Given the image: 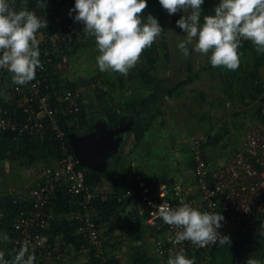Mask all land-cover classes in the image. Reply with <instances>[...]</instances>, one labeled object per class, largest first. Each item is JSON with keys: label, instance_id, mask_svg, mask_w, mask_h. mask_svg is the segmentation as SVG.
Here are the masks:
<instances>
[{"label": "built area", "instance_id": "2783aa9c", "mask_svg": "<svg viewBox=\"0 0 264 264\" xmlns=\"http://www.w3.org/2000/svg\"><path fill=\"white\" fill-rule=\"evenodd\" d=\"M30 1L44 6V12L27 8ZM71 1L94 9L104 7L102 0H0V76L6 71L18 73L16 77L10 74L12 89L0 91V101L8 104L7 107L0 104V132L11 130L18 136L50 143L49 152L56 155L51 156L50 163L31 169L32 184L22 192L26 203L18 206L10 222L1 220L0 209V264H38L64 257L71 243L60 237L50 242L43 233L61 218L47 210L60 191L75 200L77 206L64 217L86 239L88 256L97 259L98 264H110L101 229L94 218L97 194L86 182L85 168L71 150L69 132L60 124L66 118V126H79L82 89L77 85L51 92L55 85L53 77L43 75L48 64H52V57L67 44L65 33L55 35L45 31L44 18L59 23ZM253 1L255 13L227 21L208 32L210 38L224 45L252 40L264 43V0ZM57 5L59 13L54 9ZM22 25L33 29L28 39L39 48L42 57L39 62L33 60L35 56H27L31 46L15 49L9 39ZM73 28L74 25H67V29ZM181 31L195 36L202 33L190 12L183 19ZM10 113H22V116L13 117ZM240 141L224 162L212 164L205 158L200 141L191 140L192 186L155 183L143 175L134 176L132 186L118 200L133 196L148 208L146 224L164 233L163 238L155 241L158 256L186 264L198 254L207 257L230 234H234L230 242L234 250L241 251L244 246L249 252L251 240L241 244L236 241L239 234H264V124L246 125ZM16 195L20 196H13ZM102 199L107 200V194Z\"/></svg>", "mask_w": 264, "mask_h": 264}, {"label": "crops", "instance_id": "0c3cea01", "mask_svg": "<svg viewBox=\"0 0 264 264\" xmlns=\"http://www.w3.org/2000/svg\"><path fill=\"white\" fill-rule=\"evenodd\" d=\"M197 1L198 0L194 1L193 7ZM236 2L238 1H231L229 10L224 6L223 12L219 11L221 12L219 20L222 21L223 19L222 23L230 17V12L235 9V7L237 8L239 6L236 5ZM208 7L210 9V17L205 23L207 24L205 26L207 31L202 32L200 35H189L176 27L177 23L173 17L174 13H184L179 11L177 4L173 6V3L172 15L168 17L167 12L165 14L163 31L157 33L152 29V31L145 32L149 35H154L155 45L159 47L158 52L156 51L159 55V61H155L152 66L148 63L146 66H143L139 72L136 71L128 75V94H126V90L123 88L127 80V75L126 79L123 80V69L120 66L115 68L118 77H116L117 79H112L111 87L114 89V86H117L115 88L117 96H114V93L111 98L113 101H115V99L119 101L120 107L116 109L117 113L111 114L112 117L113 115L117 117L118 124L119 119L123 120L126 128L123 132V139L116 152L111 158L106 160V168L104 171L111 172L109 173L110 175L114 172L117 183L121 189L131 187L136 174L143 175L155 183H180L182 185L192 186L194 184V177L192 174V166H190V155L182 156L184 158V163H177L178 159L176 157L179 156V153L175 148L180 149L181 145L189 147L193 139H198L199 141L210 139L214 131L218 130L220 122L216 117H218L220 113H254L256 106L253 101L250 100L248 79L246 76H241V73L239 74V69L243 67L247 70L254 67V60L257 57V52L253 49H226L220 46V44L216 45L209 36L208 32L211 31L207 26L211 28L213 25L214 27L216 26V21L219 23V20H215L211 17V11L214 12L217 8L214 6V10H212V5L210 3ZM227 11H229V13ZM103 17L101 14L92 12V20L90 19L89 24L92 23L96 27H103V30L106 29L108 25L113 24V21L109 20L106 22L105 18L103 20ZM221 24H218L216 27H219ZM129 26V22L125 20L121 21L119 24L120 31L125 32L124 28L126 27L129 29ZM141 35V32H139V35H137L136 32L131 33L127 38L118 42L117 47L114 49L109 41L98 42L105 48L108 46L110 50L113 49L115 51L113 63H116L124 57L125 52L134 53L131 48L128 49L124 45L129 41L137 43V37L140 38ZM156 38H159L160 41ZM143 39H147V36L144 35ZM162 42H165V48L161 47L163 46L161 44ZM146 45L147 44L143 43V47L138 48L139 50L136 54L141 56V51ZM218 49H220V51ZM85 61H87L86 58ZM124 61L126 66L130 68L131 60L124 58ZM68 62L67 58H63L58 64V71L54 72L58 75L60 74L61 83L67 80L71 82L75 80L70 76L74 73L68 75ZM87 63L90 67L89 76H92L93 64L90 61H87ZM143 71H149L151 73L149 76L150 80H148V77L145 75L147 81L142 82ZM188 76H193V80L179 85V82ZM151 78L153 79L151 80ZM81 81V83L85 82L84 79H81ZM53 82L56 83L55 81ZM91 82L95 83L96 79ZM78 86L81 87L80 83H78ZM93 88L95 89L97 87L95 86ZM94 89L92 96L82 91L84 94L83 105H85V111L88 112L86 119L88 120L90 117L95 119L94 121L96 123L105 122L109 125L106 113H91L87 103H85L87 99L91 100V98L94 100L102 99V97H97L98 95L95 93ZM153 90L157 91V96L155 99L153 98V100H149L145 105H142L144 109L139 111L137 105L140 100L137 101L135 99L136 94L140 92L141 96H143L141 97L142 99L149 96ZM96 92L98 93L97 90ZM164 105L167 107L170 105L169 111H177L178 113H168L167 110L163 108ZM96 123H94V125ZM181 124H183L184 127H182ZM135 128L142 131L141 137H139L138 140H136L134 135ZM240 142V140L238 143L234 142V146L225 158L211 159L209 157L211 163L217 164L224 162ZM24 145L25 141L23 139L4 138L0 134V152L9 149L20 150L24 148ZM162 148H164V150H172L174 153L172 156L174 158V164L166 168L165 174L159 177L158 172L161 166H163L160 160L163 155L162 152L160 153ZM50 162L51 158L47 156L44 151L37 150L34 165L24 167L17 164L15 161L0 159V169L9 168L10 165H13L14 167L12 169L23 167L31 172L34 166ZM150 165H154L156 168L152 170ZM1 172L0 170V173ZM24 181L25 180L20 179L19 176L16 178L14 174L11 175L9 179H6V177L2 175V177H0V182L3 183V185H0V197L5 194L22 195ZM100 187L102 189L110 188L109 180L102 177ZM133 199L136 198L131 197V200L123 206L124 208L120 209L121 216L120 221L118 220L119 225L116 226L112 232L108 231V221L104 222L101 226V234L105 241L104 245L107 255L116 260L118 262L117 264H185L175 258L160 257L156 254L155 241L157 238H163L164 233H158V231L149 227L145 220H141V225L136 226L134 208L138 210L140 215L142 206L139 201H136L137 205H134ZM108 218L110 220L114 219L116 218V214L108 216ZM230 242L231 239L230 241H226L225 243L228 244V247L224 248L223 251L219 250V252L215 253L219 264H232V262H234V245ZM250 242L254 244L255 247L253 246L250 248L249 252L252 250L256 252L260 247L259 240H252ZM222 247H225V245H222ZM215 250H212L209 254ZM249 252H244L245 254H243L242 259L249 257ZM230 253L232 255V260L226 263L222 262L224 261L223 258H225L224 255L227 256ZM227 257H230V255ZM206 258V256L198 254L191 262L186 264H208L209 261H207ZM87 260V250L82 248L75 249L71 244L67 246L63 258L58 260L48 259L44 261V264H86ZM251 260L254 264H257L252 258ZM214 263L218 264L217 261Z\"/></svg>", "mask_w": 264, "mask_h": 264}, {"label": "trees", "instance_id": "16d2710c", "mask_svg": "<svg viewBox=\"0 0 264 264\" xmlns=\"http://www.w3.org/2000/svg\"><path fill=\"white\" fill-rule=\"evenodd\" d=\"M47 1V0H45ZM104 2L103 8L94 9V7L88 5V4H82L79 1H71L70 6L68 7V10H66L65 15L60 18L59 23H56L54 21H50L44 18V29L48 34H55L60 35L61 33L66 34V43L65 47L62 48V50L59 52L58 55H55L52 57V64H48L47 69L43 72V75L47 76L48 78H52L56 82L53 88H51L52 91H60L62 89H71L73 87H76L78 83H80V80L78 77H75L76 79L72 82L67 80L63 81V83L60 82V74H56L54 72H57L58 70V64L61 62V60L65 57H69L75 50L78 48L80 43L83 44H89L87 39L92 36V34L95 32L94 25L91 23L89 24V19H91L92 12H96L97 10L103 12V16L107 21H113V24L108 25V27L101 32L96 33L93 36V39L91 41V45L97 43V41H109L112 45V48H116L118 45V42H121L123 39L127 38L131 33H137L139 35V32L145 30L142 32L147 38L148 46L151 47L150 49L147 47V50H152L153 52H158L159 47L155 45L153 42L154 35H149L145 33L146 31H154L161 32L164 29V6L161 3V0H102ZM233 0H230L231 2ZM239 1V0H236ZM242 3H246L248 6L239 5L237 8L233 9L231 11V16L227 20H233V19H239L244 18L245 16L250 15L251 13H255V8L253 7V0H240ZM173 6H175L176 1L172 2ZM60 4V3H59ZM26 6L27 8H34L35 10L39 11L40 14L44 12V6L41 4H37L34 1H30ZM57 13L59 10V7L55 6L54 8ZM105 12V13H104ZM190 13L193 17L194 24L199 30V32H205L206 25L205 24L209 17H210V9L208 7V2L206 1H198L196 2L195 6L192 7L190 10ZM188 13L184 14H178L174 13V20L176 21V27L178 29H183V19L187 16ZM42 16V15H41ZM253 16V15H251ZM77 18L79 20H77ZM92 20V19H91ZM125 20L126 22H129L130 26L129 29H127L125 32L120 31L119 24L121 21ZM225 21L220 26H224L226 24ZM72 24L74 25V28L67 29V25ZM23 27H20L18 29H15L12 33V35L9 37V39L12 42V45L15 49H21L24 47L31 46L32 50L28 52V57L32 58L35 56L36 58L33 59L35 62H39L42 60L41 54L38 52L39 48L37 45L31 44L28 37L29 34L33 32V29L28 28V25H22ZM219 26V27H220ZM216 27V28H219ZM81 35V40L75 41L76 35ZM200 38V37H198ZM213 42H215L216 45L220 44V46L224 48H232V49H253L256 53V59L254 60V67H251L250 69H244L241 67L239 69V74L241 73V76H246L248 79V85H249V95L250 100L253 101L255 104L254 113L258 119L262 121L264 124V43H259L257 41H244L237 44H228L224 45L221 43L216 42L214 39H211ZM163 46L162 48H165V42L161 43ZM146 45V46H147ZM145 46V47H146ZM144 47V48H145ZM158 47V48H156ZM143 48V49H144ZM223 49V48H222ZM220 51V49H218ZM147 51V52H148ZM150 54V53H149ZM148 55V54H147ZM83 56V55H81ZM149 61L150 65L152 66L154 63L150 60L149 55ZM153 63V64H152ZM76 76V71L74 72ZM16 77L18 76V73H13L11 71H6L4 74L1 75L0 78V91H4L7 89H12L11 86V75ZM143 78L142 82L147 81L145 75L148 77V80H150L151 73L149 71H143ZM74 75V74H73ZM95 76H99L97 74H94L91 76L90 80H94ZM193 76H188L185 79H182L179 82V85L185 84L189 81L193 80ZM58 79V80H56ZM146 79V80H145ZM153 78H151L152 80ZM50 81H48L49 83ZM63 84V85H61ZM120 84V83H118ZM98 88V86H97ZM105 94L99 93V98H104L103 95ZM157 91L153 90V92L140 100V103L142 105H145L149 100L155 99L157 96ZM0 104L5 107L8 106L7 103L0 101ZM109 106H107L108 108ZM81 120L78 127L74 126H66V118H62L60 124L66 129L68 132L77 131L78 133H86L89 131H92L94 128V122L92 121V118L89 117V119H86L87 113L85 111V105L81 106ZM105 113L108 117L109 125L111 127H116L118 125L117 117L111 113H117L115 110H105ZM13 117H20L22 116V113H10ZM239 114V113H234ZM73 116H71L72 118ZM83 124V125H82ZM140 128V127H137ZM137 128L134 129V135L136 140L141 137V132ZM230 129V128H229ZM229 129L221 128L217 131H214L213 136L210 139L207 140H200L203 152H205V158L208 160L209 156L206 151V146L212 145V144H224V142H230L228 137ZM2 137L4 138H20L25 141L24 148L20 150H14L9 149L7 151H1L0 152V159L1 160H10L15 161L17 164L29 167L34 165V162L36 160V151L41 150L46 153L47 156L51 158H55L56 155L54 152L50 151L51 144L50 143H39L34 140H30L28 138L18 136L16 132L8 130V131H2L0 132ZM226 138V139H225ZM225 139V140H224ZM223 142V143H221ZM221 146V145H220ZM51 158V159H52ZM190 166L193 167V162L190 159ZM85 179L88 185L95 189L97 196L94 199L93 203V210H94V218L96 220V223L98 224L99 228L101 229V226L104 224V222H107L108 231L112 232L113 229L119 225L118 220L120 221V209L124 208L129 200H131V197H124L123 199L118 200L121 198L124 191L127 189L120 188V186L117 183L115 174H109L111 172L109 171H96V170H90L85 168ZM116 171V170H115ZM104 177L109 180L110 188H104L102 189L100 187L101 185V178ZM130 188V187H129ZM194 193V191H193ZM104 194H107L108 199L103 200L102 196ZM192 194V193H191ZM136 198V197H135ZM134 205H137L136 201L138 202L139 199H133ZM74 199H71L66 192L60 191L57 193V198L51 203L47 210L54 211L56 215L61 216L60 220L53 223L50 228L46 229L43 233L48 236V240L52 242L55 237H60L64 241L71 243L75 249H87V243L86 239L82 236L81 233H77L74 225L64 217L65 214H67L72 208L76 207V203L74 202ZM26 203L25 195H10L5 194L0 197V209L3 211L1 220H3L5 223L10 222L13 217L16 215L17 208L19 205H24ZM141 204V202L139 201ZM142 206V212L138 213V210L134 208L135 210V220H136V226L141 225V220H145L148 216V208L145 206V204H141ZM116 214V218L109 219L108 216H112ZM119 217V218H118ZM10 230V228H9ZM264 235V234H261ZM102 236V234H101ZM234 237V234L227 235L225 240H229ZM103 240V237H101ZM256 240V239H255ZM105 241L103 240V244ZM257 243V242H255ZM105 246V245H104ZM90 255V254H88ZM40 264H44L43 261L39 262ZM99 261L91 256H88V260L86 264H98ZM109 263L110 264H117L118 262L114 260L111 256H109ZM233 264H236L233 262ZM238 264H254L251 260V257H245L241 260Z\"/></svg>", "mask_w": 264, "mask_h": 264}, {"label": "rangeland", "instance_id": "374dc122", "mask_svg": "<svg viewBox=\"0 0 264 264\" xmlns=\"http://www.w3.org/2000/svg\"><path fill=\"white\" fill-rule=\"evenodd\" d=\"M173 1L174 2L176 1L175 4L178 5L180 12L189 13L193 7L194 1H196V0H161L162 5L164 6V18H165L166 12H167L168 17H170L172 15V13H173L172 12V2ZM203 1L208 2V4L210 3L212 5V7H211L212 10H214V6L217 8L216 11H214V12L211 11V17L214 18L215 20L220 19V17H221L220 15H221V12H223V10H224L223 9L224 6L227 8V10L230 9L229 8V4L231 3V2H229L230 0H203ZM236 5L248 6L245 2L241 3L240 1L236 2ZM219 11H221V12H219ZM227 12L229 13V11H227ZM96 14H101L103 17L102 11L97 10ZM230 14H231V12H230ZM229 16H231V15H229ZM103 20H104V17H103ZM89 21H90V19H89ZM222 21H223V19H222ZM222 21L219 20V23H218V21H216L217 23L215 25L217 26L218 24H221ZM212 27H214V25L211 26V28H209V26H207V28L211 32L216 29L215 27L214 28H212ZM94 28H95V32L86 41L89 44L85 45L83 43H80L78 48H76L77 50H75V52H73L71 55H69V57L68 56L65 57L69 61L68 62L69 63L68 75H70L71 73H74L76 71V76H75V73H74V77H73V75H70L72 77V79L73 78L76 79L75 77H78V78H80V81H81V79L85 80L84 83H81L82 81L80 82L83 93L86 92L88 95L92 96V92L94 89L93 87H95V86L97 87V85H98V88L94 89L95 93L97 95L99 93H102V92L105 94V96L102 94L104 97L102 99H95L94 100L91 98V100L90 99L86 100L85 103H87L91 113H102V112L105 113L106 109H108V110L112 109V110L116 111V109H118L120 107V103L116 99H115V101H116V103H115V101H113L111 98V97H113L115 90H116L115 88L117 87V86H114L115 87L114 89L111 87L112 79H117L116 77H118V74L116 73L115 68L120 66L123 69L122 72L125 73V74L123 73V76H122L123 80L126 79V75H127V80H126L123 88L126 90V94H128V90H127L128 75H130V73L133 74L136 71L139 72L140 69L143 68V66H146V64L150 63L149 55H150V60H152L151 62H153V63L155 61H159V55L157 54V52H153L152 50L148 51L147 47L149 49L151 48L148 45L141 51V56L136 54V52H138V50H139L138 48L143 47L142 46L143 43L148 44V41H149L148 38L144 40L143 39L144 34H142L140 36V38L137 37V41H138L137 43H133L132 41H129V42H126V44L124 45L128 49L131 48V50L134 51V53L133 52L132 53H126L125 52L124 57H122L123 60L120 59L118 62L113 63V61H114L113 57H114V53H115V51L113 49L110 50L108 46H106V48H108L109 50L106 49L98 41L95 44H92V45L90 44L92 39H93V36L96 33L101 32L103 30V27L101 28L100 26H97V27L94 26ZM127 29L128 28L125 27L124 31H126ZM141 33H142V31H141ZM159 37H160V35H159ZM81 38H82L81 35L78 34V35H76V38L74 40L79 41V40H81ZM156 39L158 41H160L159 38H156ZM153 42L155 43L154 40H153ZM158 43H160V42H158ZM111 52H113V53H111ZM81 55H83V56H81ZM85 58L87 61H90L93 64V66H92L93 67V69H92L93 73H91V74L92 75H94V74L99 75V76H95V79H96L95 83H97V84H95L94 82H91L89 79L91 77V76H89L90 67H89V64L87 63V61H85ZM124 58L131 60L130 68L128 66H126ZM96 90L98 91V93L96 92ZM114 96H117V94L115 93ZM141 97H143V96H141V93L139 92L136 94L135 99L137 101H139V100H141ZM107 106H109V107L107 108ZM137 107H138L137 109L139 111H142L144 109V106H142L140 101H139ZM163 108L165 110H167L168 113H178L177 111H169L170 105H168V107L166 105H164ZM154 109H157V108H154ZM216 118L220 122L218 129H221V128L229 129L230 128L229 129L230 132H228V137H229L230 142L228 143L225 141L223 145L220 143L219 144L215 143L212 145H208V147L206 146L207 154L211 159L225 158V156L231 151L232 147L234 146L233 145L234 142H236V143L239 142L241 136L245 132V126L246 125H248V124L250 125L253 123H260V122L262 123V121L256 117L255 113H239L236 115L234 113H220L219 116ZM94 120L95 119H92V121L94 123H96ZM181 126L184 127L183 124H181ZM221 143H223V142H221ZM175 150L179 153V156L176 158L178 159L177 163H180V164L184 163V160H183L184 158L182 156L191 154L190 148L184 147L183 145H181L180 149L175 148ZM161 152L163 155H162L160 160H161V164L163 166H161V168L158 172L159 177L163 176L165 174L166 168H169L172 166V164H174L173 163L174 158L172 157L174 153L172 152V150H164V148H162V151L160 150V153ZM158 154H159V152H158ZM154 165L153 166L150 165V168L152 170H154L156 168ZM13 167H14L13 165H10L9 168H1L0 170L2 172L0 173V177H2V175H3L6 177V179H9L11 177V175L14 174V175H16V178H18V176H19L20 179H24L25 181H24V186H23L22 192L25 193L33 181L32 180V175H33L32 170L30 172V171H28V169H25L23 167L12 169ZM0 185H3V183L0 182ZM239 236H240V239L251 240V241L255 240V239L259 240V242H260L259 249L256 252H253V250H252L251 252H249V254L255 263L264 264V235H261V234H256V235L239 234ZM222 245H225V247H222ZM226 247H228V244L223 243L217 248L218 250H215L211 254H208L207 258H206V260L209 261L208 264H213L216 261L219 264V261L217 260V256L215 255V253L219 252V250L223 251V249ZM229 255H230V257H227ZM229 255H227V256L224 255L225 258H223L224 261H222V262L226 263L228 261H231L232 255H231V253ZM214 264H216V263H214Z\"/></svg>", "mask_w": 264, "mask_h": 264}, {"label": "water", "instance_id": "95a60500", "mask_svg": "<svg viewBox=\"0 0 264 264\" xmlns=\"http://www.w3.org/2000/svg\"><path fill=\"white\" fill-rule=\"evenodd\" d=\"M125 128L124 121L119 119L116 127L97 122L92 131L81 134L69 132V144L79 164L90 170L104 171L106 160L111 158L119 147ZM234 251L236 263H240L243 253L236 249Z\"/></svg>", "mask_w": 264, "mask_h": 264}, {"label": "flooded vegetation", "instance_id": "af4514ba", "mask_svg": "<svg viewBox=\"0 0 264 264\" xmlns=\"http://www.w3.org/2000/svg\"><path fill=\"white\" fill-rule=\"evenodd\" d=\"M238 241L241 242V244H243L242 242H245L246 240L245 239H240V237H239V240ZM253 246H254V244L251 243L250 248H252ZM241 251H246L247 252V250H246V248L244 246H242ZM235 259H236V257H235V254H234V257H233V261L234 262H235Z\"/></svg>", "mask_w": 264, "mask_h": 264}, {"label": "clouds", "instance_id": "9594fccd", "mask_svg": "<svg viewBox=\"0 0 264 264\" xmlns=\"http://www.w3.org/2000/svg\"><path fill=\"white\" fill-rule=\"evenodd\" d=\"M230 240V239H229ZM228 241V240H227Z\"/></svg>", "mask_w": 264, "mask_h": 264}]
</instances>
